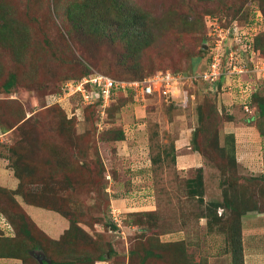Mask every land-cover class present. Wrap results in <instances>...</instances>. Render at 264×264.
Instances as JSON below:
<instances>
[{
    "label": "rangeland",
    "instance_id": "1",
    "mask_svg": "<svg viewBox=\"0 0 264 264\" xmlns=\"http://www.w3.org/2000/svg\"><path fill=\"white\" fill-rule=\"evenodd\" d=\"M126 1L148 14L156 32L153 44L142 54L141 69L137 73L132 71L134 60L121 57L123 49L118 43L107 38L95 41L89 34L73 30L62 17L61 8H55L54 0H0V13L8 15L11 4L19 18L11 15L25 23L30 30L29 41L24 48L16 43L12 47L9 43L11 40L15 42L16 23L7 29L9 40L0 38V122L23 125L8 134L1 135L0 130V185H8L9 170L13 171L5 165L8 146L26 136L38 152V157L43 156L41 154L52 159L61 156V169L57 171L60 173L59 188L63 189L58 190L57 202L53 205L59 210H70L74 228L79 229L74 230L72 243L67 239L71 231H67L59 243L49 240L29 217H23L24 211L16 202L6 199L8 191L0 188V209L10 222L7 232H13L12 224L21 247L19 251L30 250L28 254L23 253L21 258L0 256V264H41L39 257L42 255L49 261L66 260L69 263L73 261L72 264H84L87 257L96 258L104 249L105 260L96 264H139L140 253L137 251L132 255L131 251L143 245L149 236L139 228L138 221L147 222L150 230H158L159 238L163 241L184 240L191 249L186 264H232L226 230L230 221H237L239 210L247 203L242 201L241 205L238 202L234 210L223 203L225 195L234 196L233 192L239 191V188L229 185V179L231 181L233 178L227 177L229 173L222 169L227 158L223 156L221 148L213 144V137L218 132L219 146L226 144L229 133L224 122L229 116L233 117V124H238L234 133L235 145L241 149L238 157L242 160L237 172L253 178L260 172L264 174V137L256 126L257 119H250L257 113V102L252 98L250 110H246L242 103L252 97L253 91L260 95V99L264 97V75L259 78L254 71L247 69L255 68L261 60L252 49H245L247 40H252L254 34L264 30L259 0ZM252 4L256 7L255 11L247 14V10L253 9ZM212 13L224 16L226 21L232 16H245L243 23L246 25H237L236 36L227 39L229 43L218 37L214 44L215 39L212 40L210 33L213 29L211 26H214L212 22H218V16L213 20L210 18ZM189 23L194 26L192 33L182 28ZM204 24L208 27V36L203 38ZM218 25L223 26L221 22ZM204 43L207 45L205 53L202 51ZM227 44L235 47V55L240 56V64L247 71L234 76L226 71L222 80L224 89L219 86L217 90H212L210 82L203 79L180 80L172 93L167 94L163 93L159 83H155V93L145 100H136L123 89L105 107L85 108L78 97L70 103L63 100L62 110L66 116L73 118V131L69 138L56 131L60 119L55 113H61H53L43 107L46 97H52L66 79L79 77L84 72H102L127 82L160 70L173 72L189 69L192 57L201 56L197 71L203 62L210 59L215 47L218 46L216 52H223ZM222 68L226 69L224 61H221ZM13 74L16 81L8 89L6 84ZM185 91L189 96L188 105H180ZM214 109L217 115L213 114L215 116L210 121H204L203 125L210 126V132L197 136L201 147L199 154L203 158L204 179V195L200 200L197 195L189 193L188 186V179L196 176L198 165L186 159L179 162L178 153L187 156L188 151H195L192 138L196 127L202 125L200 114L210 110L214 112ZM212 123L218 130H212ZM120 131L125 134L124 140L117 139ZM178 140H182L186 147L177 150ZM42 142L48 146L39 151ZM259 142L263 158L256 156L258 161L255 163L245 161L247 153L257 152V148L252 146ZM56 146H61L63 152L60 150L59 154L53 148ZM229 154L227 149L226 155ZM183 165L186 170L179 169L178 166ZM65 176L73 177L74 183L66 184ZM259 183L261 185V181ZM225 189L230 194L224 192ZM256 189L258 186H255ZM261 194L258 197L263 200L264 193ZM213 201L222 205L217 207ZM140 212L152 213L138 215ZM38 216V221L55 238L69 227L67 220L65 222L59 213L51 217L40 211ZM261 216L264 217V214ZM5 217L0 216V227ZM24 221L28 233L22 228ZM132 221L137 222L134 224ZM244 221V257L248 256V264H264V231L257 233V223L250 221L249 216ZM60 226L61 229H58ZM34 248L38 251H33L35 254L32 252ZM111 248L114 250L112 253L109 252ZM76 257L82 261H75ZM157 264L179 263L164 259Z\"/></svg>",
    "mask_w": 264,
    "mask_h": 264
},
{
    "label": "trees",
    "instance_id": "2",
    "mask_svg": "<svg viewBox=\"0 0 264 264\" xmlns=\"http://www.w3.org/2000/svg\"><path fill=\"white\" fill-rule=\"evenodd\" d=\"M54 1H55V8L57 9L61 8L64 14L62 15V17L67 22L70 23L73 30L80 31L83 33L85 32L89 34L92 37V39L95 41H100L103 40L104 38H107L109 41L113 43L116 44L118 43L123 49L121 52V57L123 59L130 57L134 60V63L132 64L134 70L132 69L131 70L137 73V71L141 69L140 60L143 56L142 54L144 53L145 50H147V48L150 45L153 44V41L156 38V32L154 26L150 24L148 14H146L142 8L138 7L137 5L129 4L126 0H54ZM251 3L252 2H250V4ZM11 6L12 5L10 4L9 9L7 10L8 15L0 13V38L9 40V36H8L9 34L7 29L10 26H13L14 23H16L15 31L17 33L14 35L15 42H12L11 40V42L9 43L12 47H15V45L13 44L16 43L21 48H24L25 44H27V41H29L30 30L25 23L22 24L18 20L19 17L17 16L16 11ZM258 6H259V10L262 13V17L264 18V0H259ZM0 8H1V4H0ZM254 9L255 7L253 6V9L247 10L246 13L247 14L252 13L254 12ZM11 14L15 15L18 18H15ZM210 15H212L215 18L216 16H218L217 17L218 22L219 23L221 22V25H223V27H231L234 20L237 21L239 24L246 25L245 23H243V18H245V16L243 17L232 16V18L226 21L227 18H225L224 16L216 15V13H212ZM205 25L206 24H204L203 38L208 36V31H207L208 27ZM184 27L185 26L183 25L182 28L184 31H188L190 33L193 32L192 29H194V26H192V23H189L186 26V28ZM20 36L21 39L19 40ZM247 42L251 46L250 49H252L255 53H257V57L264 59V30L254 34L253 39L247 40ZM229 46H233V45L227 44L225 45V49L227 50ZM15 50L21 52L19 49H15ZM202 51L204 53L207 52L205 48ZM201 58H202L201 56L192 57L191 65L189 69H183L181 71H173V72H181L184 73L185 75L193 74L196 71V68ZM208 61L209 59H207L206 62H203L201 67H199L198 69L206 68L208 66ZM95 72L96 71L89 73L84 72L79 77L66 79L62 84L63 86L60 87V89H58L57 91H55L56 92L55 94L59 96L62 95L63 87L68 81L70 80L78 81L82 77ZM142 77H137L133 79H138ZM224 77L225 75L223 74L221 75V78H219L217 88H219V86H222V80ZM15 81H16V76L13 74L11 78L7 81L6 84L7 88L10 89ZM87 88L90 90V93L94 100L93 102L89 104H82L81 102L82 96L78 93L70 96V101L72 102V100L78 97L77 99L79 100V102H81V104L85 108H92L93 106H101L102 100L99 96H97L96 89H93L90 84L87 85ZM117 91L119 93L122 92L120 88H118ZM258 95L256 93L255 94L253 93L252 97L247 101V103L248 105L251 106L252 98L256 99L257 113L256 115L251 116L250 119L251 120L252 118L257 119L256 126L259 129L260 135L264 137V128H263L264 97L260 99ZM43 107L52 110L53 113H55L54 111L61 113V114L55 113L57 117L60 119L57 123L56 131L58 132L59 135L68 136L69 138L71 136V132L73 131L72 130L73 118H69L68 116H66L64 110H62L61 108L63 107L61 103L60 102L51 103L46 97ZM214 110H215L214 112L210 110L211 112L208 113L202 112L200 114V123H202V125L201 126L198 125L193 132L192 148L200 153H201L200 151L201 147H200V143L197 141V136L200 133L204 134L206 132H210L211 130L210 126L207 125L203 126V125L205 124L204 121L207 120L210 121V119H212L215 115H217L216 109ZM24 113L26 115V112ZM213 114L215 115L212 116ZM32 115H30L29 117H31ZM231 123H233V117L229 116L225 120L224 124L226 126ZM21 126H23L21 125V123H10L6 125L3 122H0V130L2 134H8L9 131L13 132L14 129L16 128L20 129ZM211 127L212 130L213 129L215 131L218 130V128L213 123L211 124ZM226 137H228L225 142L226 144H221L219 146V135L218 132H215V135L213 137L214 139L213 144H217V146L221 148V152L223 156L224 157L226 156L227 158L224 164L222 165V169L225 170V172L229 173L227 177L232 176L233 178V180L231 181L229 179L228 181L229 185L232 187L233 186L238 187L239 191L233 192L234 196H232L229 193V191L225 189L224 192H228L230 194V197L225 195L226 199L223 200V203L225 204V206H227L232 210L237 208L235 204H237L238 202H240L241 205H242V201L243 203L244 201L247 203L246 206H243L244 208L242 210H239L237 221L236 222L230 221L226 233H227V239L230 243L229 252H231L232 254V264H245L244 248H243L244 246L243 233H244V222H245L244 219L246 216L264 214V199L260 200L258 197V194L262 195L261 193H264V188H262L264 187L262 185V183L264 182V174L259 173L257 175H254V178L251 176L248 177L242 176L245 174L240 175L239 174L240 172L238 173L237 169L238 167L241 166V163L238 161L236 155V148H235L236 141H235L234 133H229ZM124 138H125L124 132L120 131L119 135L117 136V139L124 140ZM40 146L42 149L39 151H42L45 149L46 146H48V144L46 142H42ZM53 148L59 151V154L61 153V151L63 152L64 150L61 148V146H58V148L57 146ZM227 149H229L230 151L229 155H226ZM8 150H9V154L5 157L7 162V164L5 165L9 166L13 170V171L9 170L10 178L12 179V181L9 185H4V186L0 185V188L6 189L8 191L6 199L8 201L11 200L16 202L19 205V207L24 211L23 217L24 218L29 217L32 223L49 240L59 243L64 238V234L67 231L69 232L71 231L72 233L69 234L67 239L69 243H72L73 238L75 236L74 230L75 229L79 230L78 228H74V223H73L74 218L71 217L72 212H70V210H65V209L59 210L53 205L54 202H57V200L55 199H57L56 195L58 190L63 189V188L61 189L59 188L60 173H58L57 171L58 169L59 170L61 169L60 165L62 163L59 161L61 156L57 155L55 159H52L49 158L48 156L45 157V154H41L45 158L43 156L38 157L37 156L38 152L36 153L35 147L29 143L28 138L26 136H24V138H21L19 141H15L14 143L10 144L8 146ZM50 153L52 155H56L54 151L53 152L50 151ZM174 159L175 157L173 155V160ZM197 170L198 171L196 176L188 179L189 193L194 196L197 195L199 199L202 200L203 199L202 197L204 195L203 166H199ZM244 181L248 182L249 184H245ZM259 181H261V185ZM65 182L66 184H73L74 179L73 177L69 178L65 176ZM34 185L35 187H33ZM255 186H258V189L254 190ZM66 189L67 187H65V190ZM212 203L217 207L222 205L221 202L213 201ZM28 206H34L45 211L59 213L64 221L65 219L67 220V222L69 223V227L66 228L65 232L63 231L56 238L53 237L52 233L48 232L40 223H38L31 216V214L27 210ZM2 210L3 209H0V216L5 217V214ZM148 213H152V212H140L138 213V215H147ZM5 219L1 221L2 224L0 227V251L2 252L0 256L6 258H21L23 253L26 254L30 253L29 249H27L25 252L23 251V253L19 251L21 247L18 245L19 240L16 239V234H15L16 230L14 226L11 224L10 226L13 232L8 233L7 227L10 222L7 220L8 219L7 217H5ZM132 222L135 224V222L137 221L135 222L132 221ZM138 222H139L138 223L139 228L143 229L142 232L146 233L147 237L149 236V238H146L144 240L143 245H140L139 248L131 251L132 255H135L137 251L140 253L139 254L140 259L138 261L139 264H145L146 262L150 264H157L164 259L165 260L173 259L175 263L178 262L179 264H183V262L185 264L187 263V257L189 252H191V249L189 250L184 240L163 241L161 240V238H159L160 233L158 230L155 231L150 230L147 225L148 223L145 221H143V223L140 221ZM22 228L27 233L29 232L28 228H26V221L23 222ZM68 229H73V230H68ZM148 229L150 231H147ZM35 248H40L42 250L40 246H36ZM35 248L34 250L32 249V252L33 251L38 252L35 250ZM104 250L100 251L96 255V258L87 257L86 259L87 262H85L84 264H95L98 261L105 260L104 258L106 256V252ZM113 251L114 250L112 248L109 250L110 253H112ZM75 261L79 262L82 260L81 258L76 257ZM43 262L44 264H48L47 260ZM72 262L73 261L69 263L66 260H51L52 264H72ZM79 263L82 264V262Z\"/></svg>",
    "mask_w": 264,
    "mask_h": 264
},
{
    "label": "built area",
    "instance_id": "3",
    "mask_svg": "<svg viewBox=\"0 0 264 264\" xmlns=\"http://www.w3.org/2000/svg\"><path fill=\"white\" fill-rule=\"evenodd\" d=\"M211 19H215V17L210 16ZM234 23H236L234 25ZM232 23L231 27H223L218 25V22L213 21L211 26L212 32L215 31L214 35L212 32L210 33V37L212 40H214V44L217 41L218 37L222 39H233L235 38V34L237 33L235 31L237 25H239L238 22ZM227 40V41H228ZM239 43V42H238ZM218 47V46H217ZM213 50L211 57L209 59L208 66L204 71H202L198 76L192 75V76H186L184 74L180 73H174L171 71H163L160 70L152 75L145 76L140 79H133L129 81H119L111 76L104 74L102 72H95L92 74H89L87 76L82 77L78 81H68L64 88V95L63 96H70L75 94H80L82 96V100L85 103H91L93 102L92 95L90 93V90L87 88V85L90 84L93 89H96L97 96H99L102 100L103 107L107 106V104L110 103L113 94L116 93V90L118 88L122 89H131L134 92V96L136 100H145L146 97L149 95H153L155 93V83H159L162 91L164 94L172 93L173 88L178 84V81L180 80H194V79H203L210 82V88L212 90H217V84L219 81V78H221V75L225 74L227 71L228 75L234 76L235 74L246 72L247 70L242 68L240 64V56L235 55L237 52L235 50V47L232 46L228 47L223 52H216V48ZM249 47L250 44L247 42L245 49ZM221 57V59H220ZM260 66L257 65L255 68H247L249 71H254L257 76L263 77L264 75V59L260 58ZM221 61H224L226 65V69H220ZM248 66V65H247ZM185 85V84H184ZM183 85V86H184ZM225 85H222L221 88L224 89ZM254 92V91H253ZM251 93V96L253 94ZM182 100L180 101V105L182 103L184 105L188 104L189 96L188 93L185 91V93L182 96ZM249 99L243 101V105L246 110H249V105L247 103Z\"/></svg>",
    "mask_w": 264,
    "mask_h": 264
},
{
    "label": "crops",
    "instance_id": "4",
    "mask_svg": "<svg viewBox=\"0 0 264 264\" xmlns=\"http://www.w3.org/2000/svg\"><path fill=\"white\" fill-rule=\"evenodd\" d=\"M238 126V124H236V123H231V124H228V125H226V131L228 132V133H235V131H236V129L238 128L237 127ZM177 145H176V149L177 150H179V149H181L180 147H186V146H184V144H183V142H182V140H178L177 142ZM261 142H259V143H257V144H255V146H252V148H257V152L256 153H253V152H249V153H247L246 154V160L245 161H250L251 163H255V162H257L258 160H257V158H256V156H261V158H263V151L261 150L262 149V147H261V144H260ZM237 149H236V154H237V158H238V161L239 162H241L242 160L238 157L239 155V153L241 152V149H238V147H236ZM243 148V147H242ZM260 148V149H259ZM261 152V153H260ZM260 153V154H259ZM178 155H179V157H178V161L180 162H183L185 159H186V161L187 162H193V163H196L197 165H198V167L199 166H202L201 165V163H202V161H203V158H202V156L199 154V152H196V151H188V155L187 156H183L182 154H179L178 153ZM183 156V157H182ZM251 156V157H250ZM184 158V159H183ZM203 164V163H202ZM258 165H260V164H258ZM263 166V165H262ZM179 167V169L181 168V169H183V170H186L185 168H186V166H178ZM260 173H262V172H260ZM255 175H257V174H255ZM3 179H6V177H4ZM7 180H8V185L11 183V181H12V179L10 178V176H8L7 177ZM27 210H28V212L31 214V216L38 222V223H40L43 227H44V224L42 223V222H40V221H38L39 219H38V215L40 214V211H43V212H45L46 214H48L49 216H54V214H57V213H55V212H51V211H45V210H41L40 208H38V207H34V206H28L27 207ZM50 213H53V214H50ZM249 218H250V221H254L255 223H257V229H258V232L257 233H262L263 231H264V223L262 222L263 221V219H264V217L263 216H261V214L260 215H252V216H249ZM45 228V227H44ZM62 228H64V225L62 226ZM47 231H48V228H45ZM58 229H61V226L58 228ZM247 257L248 256H246L245 257V261H246V264H248V259H247ZM249 264H250V262H249Z\"/></svg>",
    "mask_w": 264,
    "mask_h": 264
},
{
    "label": "clouds",
    "instance_id": "5",
    "mask_svg": "<svg viewBox=\"0 0 264 264\" xmlns=\"http://www.w3.org/2000/svg\"><path fill=\"white\" fill-rule=\"evenodd\" d=\"M256 8V7H255ZM254 11H255V9H254ZM256 57H257V55H256ZM257 58H259V57H257ZM249 66H250V63L248 64ZM206 68H201V69H199V70H197L196 72H194L193 74H189V75H186V76H192V75H196V76H198V74H200L202 71H204ZM158 72V71H157ZM252 72V71H251ZM156 73V72H155ZM254 73V72H253ZM154 74V73H153ZM184 74V73H183ZM254 74H256V73H254ZM150 75H152V74H150ZM87 76V75H86ZM147 76H149V75H147ZM145 77V76H144ZM143 78V77H142ZM259 78H261V77H259ZM138 79H140V78H138ZM195 80H200V81H202V79H194V80H191V81H195ZM71 81V80H70ZM186 86V84L183 86V87H185ZM64 88V87H63ZM121 90H123L122 88H120ZM126 91L125 92H130L131 94H132V96H133V98L135 99V96H134V92H133V90H131V89H125ZM255 92V91H254ZM253 92V93H254ZM117 94H119V92L116 90V93H114L113 94V97H112V99H111V101L110 102H112L113 100H114V98H115V96L117 95ZM64 95V91H63V94L62 95H57V94H52V97H50V98H48V100H49V102H51V103H57V102H60L61 103V105H62V101L63 100H67V102L68 103H70L71 101H70V96H72V95H70V96H63ZM149 96H151V95H149ZM81 102L83 103V104H87V103H85V102H83V100H82V98H81ZM89 104V103H88ZM110 104V103H109ZM188 105V104H187ZM63 106V105H62ZM102 107H103V105H101ZM249 107H250V105H249ZM250 110V109H249ZM1 135H2V132H1ZM43 261H45V260H43ZM96 263H98V262H96ZM95 263V264H96Z\"/></svg>",
    "mask_w": 264,
    "mask_h": 264
},
{
    "label": "water",
    "instance_id": "6",
    "mask_svg": "<svg viewBox=\"0 0 264 264\" xmlns=\"http://www.w3.org/2000/svg\"><path fill=\"white\" fill-rule=\"evenodd\" d=\"M204 48H207L206 43H204ZM43 260H47L46 257L44 255H42L41 257H39V261L41 262V264H44ZM48 264H52L51 261L47 260Z\"/></svg>",
    "mask_w": 264,
    "mask_h": 264
}]
</instances>
